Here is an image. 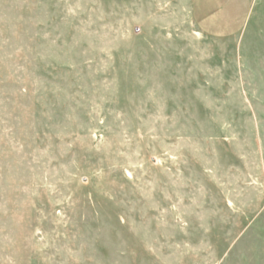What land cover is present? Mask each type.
<instances>
[{
  "label": "rangeland",
  "instance_id": "rangeland-1",
  "mask_svg": "<svg viewBox=\"0 0 264 264\" xmlns=\"http://www.w3.org/2000/svg\"><path fill=\"white\" fill-rule=\"evenodd\" d=\"M0 264H264V0H0Z\"/></svg>",
  "mask_w": 264,
  "mask_h": 264
}]
</instances>
